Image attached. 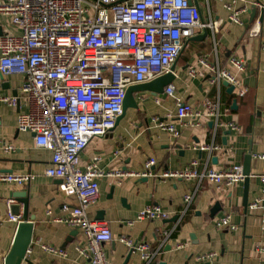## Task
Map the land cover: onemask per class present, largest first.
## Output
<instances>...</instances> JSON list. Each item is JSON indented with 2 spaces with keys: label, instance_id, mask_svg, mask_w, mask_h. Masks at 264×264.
<instances>
[{
  "label": "crops",
  "instance_id": "crops-1",
  "mask_svg": "<svg viewBox=\"0 0 264 264\" xmlns=\"http://www.w3.org/2000/svg\"><path fill=\"white\" fill-rule=\"evenodd\" d=\"M261 1L247 0L249 10L242 14L244 24L239 25L229 20L224 2L199 0L203 21L222 18L225 22L215 33L210 28H197L192 37L184 39L181 53L173 64L175 77L171 84L175 86V96L200 108L207 102L218 103L222 119L236 122L241 127L240 132L232 131L226 135L224 144L225 131L230 129L219 128L213 137L210 121L201 127L181 126L174 116V96H155L149 90L140 91L134 93L138 106L128 108L107 135L89 142L80 155V166L85 167L98 154L101 157L100 168L104 170H142L146 161L154 157L157 161L154 171L161 173L168 169H182L194 158L199 159L200 169L205 166L222 168L232 163L244 164L250 149L252 154L264 153V10L256 5ZM244 4L239 2L237 5L241 7ZM253 6L256 13L251 21ZM257 21L261 22V33L250 37L249 30ZM206 30L208 35L204 37ZM20 31L9 17L0 15V35L19 34ZM194 37L198 39H191ZM232 56L245 61L246 69L239 74L247 88L244 96H238L234 90L228 92L223 81L213 85L206 77L189 74V66H198L200 57L227 66ZM3 78H0V95L20 96L25 76L3 74ZM157 96L160 102L156 101ZM234 100L236 105H233ZM27 110L23 100L18 107L0 101V172L32 173L35 176L24 185L0 183V264H5L18 227L17 223L8 220L11 206L18 203L12 196L16 191L27 192L29 215L33 216L34 223L27 255L30 261L22 264H85L86 259L76 249L84 241L81 232L71 235L74 228L53 220L61 213L64 203L75 204L77 200L61 192L59 178L46 175L52 152L36 146L33 132L18 130V114ZM169 113L180 129L178 137L152 122V117L165 119ZM213 143L222 149L210 153L195 148ZM8 145L13 149L7 150ZM261 173H264V160L253 159L251 174ZM251 179L249 202L259 195L263 185L259 178ZM99 187V198L90 207L89 216L109 225L113 240L104 244V251L111 264H143L137 253L126 261L129 247L119 240L121 236L149 242L155 252L150 264H264V252L256 249L264 246L260 221L264 210L245 209L244 181L229 188H220L205 180L197 187L196 181L181 178L161 181L155 177H128L119 182L105 176L99 179ZM195 190V198L185 211L184 196ZM150 204L160 205L170 213V218L136 220L138 212ZM218 204L220 207L213 216L212 210ZM227 214L239 226L238 230L216 226L215 221ZM130 221L134 223L130 224ZM165 231L170 233L169 236ZM167 243L172 245L171 250H166ZM43 244L63 248L67 255L47 252L42 248ZM212 251L218 253L214 259H199V256Z\"/></svg>",
  "mask_w": 264,
  "mask_h": 264
},
{
  "label": "built area",
  "instance_id": "built-area-1",
  "mask_svg": "<svg viewBox=\"0 0 264 264\" xmlns=\"http://www.w3.org/2000/svg\"><path fill=\"white\" fill-rule=\"evenodd\" d=\"M229 11V20L243 25L242 14L249 10L247 0H218ZM244 2L239 7L237 4ZM256 5L264 10V0ZM0 15L7 16L20 28L19 34L0 35V71L4 75L22 74L25 81L21 95H0V101L18 107L21 100L27 111L18 114L19 131L34 133L35 144L52 152L46 175L61 180V192L77 200L64 203L61 213L54 217L78 229L84 241L76 246L85 264H111L106 257L104 244L113 240L107 222L93 219L89 209L100 194L99 179L149 178L166 181L181 178L196 181L197 187L205 180L220 188H229L245 180L243 164L232 163L218 168H199L198 158L179 170L154 171L156 158H149L142 170L100 168V155H95L80 166V155L95 137H103L113 130L123 113L126 90L129 86L150 82L168 72L179 57L184 39L194 35L197 28H210L218 32L224 19L203 21L199 0H0ZM261 33L257 21L249 30L250 37ZM246 69L241 57L232 56L227 66L200 57L199 65H190L191 76L206 77L211 84L227 81L234 86L238 96H244L246 86L239 74ZM165 94L176 98L174 116L181 126L201 127L213 121V137L219 128L240 132L234 121L222 119L218 103H205L200 108L175 96V86L169 84ZM156 101L160 102L159 96ZM167 117H152L154 126L180 136V129ZM210 153L221 146H195ZM12 150L13 146H6ZM253 159L264 160V153L252 154ZM259 178L262 188L259 195L248 203V209L264 210V173L251 174ZM35 178L32 173L0 172V183L24 185ZM197 190V189H196ZM196 190L184 196L185 211L195 198ZM184 211V212H185ZM51 215V211L47 210ZM170 213L160 205L150 204L141 209L136 220H166ZM230 214L215 221L218 228L231 231L239 229ZM8 220L19 224L21 215L11 210ZM264 232V214L260 216ZM134 221H130L133 224ZM2 220L0 219V225ZM166 236L169 232L165 231ZM119 240L134 249L143 264L155 257L149 242L134 241L126 236ZM50 253L66 256L63 248L43 244ZM264 252V246H257ZM29 252V250H28ZM217 252L199 256L207 261L217 257Z\"/></svg>",
  "mask_w": 264,
  "mask_h": 264
},
{
  "label": "water",
  "instance_id": "water-1",
  "mask_svg": "<svg viewBox=\"0 0 264 264\" xmlns=\"http://www.w3.org/2000/svg\"><path fill=\"white\" fill-rule=\"evenodd\" d=\"M252 19L255 16L256 13V7L253 6L252 10ZM208 31L206 30L204 33V37H207ZM196 37H201V36H196ZM191 39H198V38H191ZM174 65L171 68V71L146 83H141V84H135L131 85L127 88L126 90V95L124 99V105H123V113L119 116L117 119V122L119 119L126 113V110L130 107H137V101L135 98L134 93L140 92V91H145L149 90L153 95H164L165 94V88L167 85L173 82L174 80ZM0 78L3 80V74L0 71ZM223 84L228 87V92L232 93L234 90V86L230 85L227 81H223ZM237 101L234 100V104L236 105ZM214 122L210 121L209 126L210 128H213ZM231 130L225 131V137H224V144H226V135L231 134ZM252 151L251 149L249 152L245 155L244 159V173L246 175V178L244 180V199H243V205L245 209H248V203H249V198H248V191H249V186L251 182V167H252ZM213 161H216V157H213ZM12 196L16 198L18 201L17 204H13L11 206V211L16 214V215H21L22 221L18 224L17 231L15 234V238L13 241V244L11 246L10 251L8 252L6 258H5V264H22L24 261L29 262V258L27 257L28 255V250L30 249L31 243H32V238H33V230H34V223H33V216L29 215V196L27 192L25 191H16L12 193ZM21 205H23V212L21 213ZM218 207L220 205H216L213 210H212V215H215V212L217 211ZM176 219V218H173ZM79 230L75 229L71 235L78 233ZM166 250H171L172 245L170 243L166 244ZM134 254V249L129 248L126 261H129L131 257Z\"/></svg>",
  "mask_w": 264,
  "mask_h": 264
}]
</instances>
